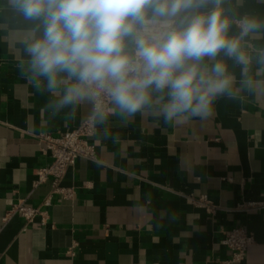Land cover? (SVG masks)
Wrapping results in <instances>:
<instances>
[{
  "label": "crops",
  "instance_id": "crops-1",
  "mask_svg": "<svg viewBox=\"0 0 264 264\" xmlns=\"http://www.w3.org/2000/svg\"><path fill=\"white\" fill-rule=\"evenodd\" d=\"M226 7L264 18V0ZM32 27L0 0V264H224L231 251L222 231L234 226L254 242L233 264H264V91L243 101L221 97L208 121L183 126L151 112L127 125L110 116L91 139L95 157L78 159L61 182L73 195H55L45 208L47 225L18 214L4 220L20 200L38 206L51 194L50 180L35 184L36 170L51 162L38 135L72 129L93 110L81 103L53 115L54 97L21 70ZM253 43L264 45V34ZM227 63L239 80V68ZM148 193L149 214L139 215L134 206ZM203 194L216 213L191 202ZM249 202L257 206L235 210Z\"/></svg>",
  "mask_w": 264,
  "mask_h": 264
},
{
  "label": "clouds",
  "instance_id": "clouds-1",
  "mask_svg": "<svg viewBox=\"0 0 264 264\" xmlns=\"http://www.w3.org/2000/svg\"><path fill=\"white\" fill-rule=\"evenodd\" d=\"M8 6L33 24L21 70L54 97L53 115L89 103L99 125L110 116L127 125L151 112L164 125L183 126L208 121L221 97L243 101L245 93L264 91V79H257L264 76V45L253 43L264 34V18L230 11L226 0H8ZM227 61L239 68V80ZM149 202L150 193L135 204L137 214L148 215Z\"/></svg>",
  "mask_w": 264,
  "mask_h": 264
},
{
  "label": "built area",
  "instance_id": "built-area-1",
  "mask_svg": "<svg viewBox=\"0 0 264 264\" xmlns=\"http://www.w3.org/2000/svg\"><path fill=\"white\" fill-rule=\"evenodd\" d=\"M100 103L107 110L109 105L106 99L102 97ZM92 107H94L93 104ZM97 126L98 124L93 122L90 114L82 119L76 127L65 132L56 135L51 133L38 135L42 150L51 157V162L36 170L37 179L35 184L39 185L50 180L52 186L51 194L38 206L27 203L23 199L20 200L8 210L4 220L14 214H18L27 224H31L39 218L41 224L47 225L48 215L45 208L52 205L53 197L60 195L63 198H69L73 195L74 190L72 187L61 185L68 170L76 165L78 159H92L95 157L96 146L91 139ZM191 202L195 206L203 207L209 214H214L219 209L218 205L214 204L208 195L205 194L192 198ZM256 204L255 202L240 203L235 207V210H250L257 206ZM222 232L223 235L220 242L231 251L230 258L224 261V264L241 262L247 254L248 247L254 242L253 233L242 226H234Z\"/></svg>",
  "mask_w": 264,
  "mask_h": 264
}]
</instances>
